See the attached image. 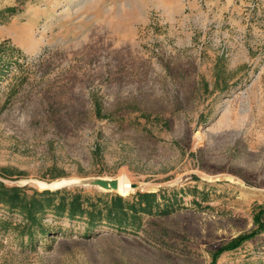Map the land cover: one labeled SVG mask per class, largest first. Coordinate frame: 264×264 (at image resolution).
Listing matches in <instances>:
<instances>
[{
    "label": "rangeland",
    "instance_id": "rangeland-1",
    "mask_svg": "<svg viewBox=\"0 0 264 264\" xmlns=\"http://www.w3.org/2000/svg\"><path fill=\"white\" fill-rule=\"evenodd\" d=\"M0 47V187L156 193L131 232L47 214L35 244L0 195V264H211L256 227L264 0H0ZM215 264H264V228Z\"/></svg>",
    "mask_w": 264,
    "mask_h": 264
},
{
    "label": "trees",
    "instance_id": "trees-1",
    "mask_svg": "<svg viewBox=\"0 0 264 264\" xmlns=\"http://www.w3.org/2000/svg\"><path fill=\"white\" fill-rule=\"evenodd\" d=\"M1 48V47H0ZM3 65L0 72L3 71ZM0 195L6 203L9 213L16 212L22 216L21 222H15L14 229L20 238L26 237L30 244L39 243L42 239L57 236L55 227L44 223L47 214L55 219L67 218L69 220L81 218L84 222V231L89 234L103 226H109L117 231L131 232L128 224L132 221L141 223L143 213H148L154 192H137L136 199L124 201L120 195H112L108 199L92 201L90 197L80 190L69 188L34 190L26 195L25 188L15 186L0 187ZM1 203V200H0ZM99 203H102L100 206ZM1 206V205H0ZM264 206H260L254 214L256 227L248 232L237 235L232 240L221 245L212 252L211 264H215L218 256L224 251H232L257 236L264 228L262 216Z\"/></svg>",
    "mask_w": 264,
    "mask_h": 264
},
{
    "label": "bare ground",
    "instance_id": "bare-ground-1",
    "mask_svg": "<svg viewBox=\"0 0 264 264\" xmlns=\"http://www.w3.org/2000/svg\"><path fill=\"white\" fill-rule=\"evenodd\" d=\"M109 183H111V185L114 187L116 191H118L123 195L127 194L130 190H132V186H133L131 181L127 179L123 174L122 176H119L118 178L111 180Z\"/></svg>",
    "mask_w": 264,
    "mask_h": 264
},
{
    "label": "water",
    "instance_id": "water-1",
    "mask_svg": "<svg viewBox=\"0 0 264 264\" xmlns=\"http://www.w3.org/2000/svg\"><path fill=\"white\" fill-rule=\"evenodd\" d=\"M61 187V186H60ZM60 187H57V188H60ZM48 189H56V188H48Z\"/></svg>",
    "mask_w": 264,
    "mask_h": 264
}]
</instances>
